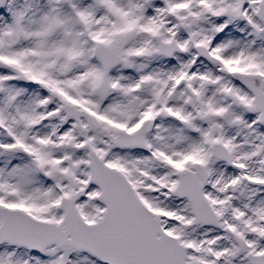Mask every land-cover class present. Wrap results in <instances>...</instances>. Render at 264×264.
Here are the masks:
<instances>
[{
    "label": "snow or ice",
    "instance_id": "obj_1",
    "mask_svg": "<svg viewBox=\"0 0 264 264\" xmlns=\"http://www.w3.org/2000/svg\"><path fill=\"white\" fill-rule=\"evenodd\" d=\"M0 264H264V0H0Z\"/></svg>",
    "mask_w": 264,
    "mask_h": 264
}]
</instances>
